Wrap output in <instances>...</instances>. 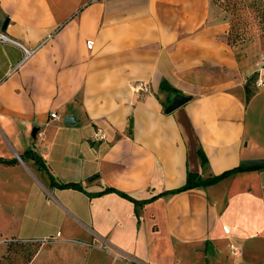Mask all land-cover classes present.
Returning <instances> with one entry per match:
<instances>
[{
	"label": "crops",
	"instance_id": "0c3cea01",
	"mask_svg": "<svg viewBox=\"0 0 264 264\" xmlns=\"http://www.w3.org/2000/svg\"><path fill=\"white\" fill-rule=\"evenodd\" d=\"M219 14L213 0H0V203L22 201L23 238L41 222V246L77 241L112 263L132 264L89 245L141 264H264V165L175 190L264 158V65ZM119 191L150 200L137 212Z\"/></svg>",
	"mask_w": 264,
	"mask_h": 264
},
{
	"label": "rangeland",
	"instance_id": "374dc122",
	"mask_svg": "<svg viewBox=\"0 0 264 264\" xmlns=\"http://www.w3.org/2000/svg\"><path fill=\"white\" fill-rule=\"evenodd\" d=\"M220 10L219 18L227 24L230 32V38L233 44L240 48L248 49L246 52L249 56H257L259 61L261 55H264V21L258 15V11L254 6H246L241 0H213ZM16 204L15 208L13 207ZM42 223L34 226V222L29 223L24 230V233L30 237L42 238L43 233L40 229ZM53 227H48L50 232L56 236V231L59 229L58 224L52 222ZM45 226V225H44ZM44 228V227H43ZM59 234V233H58ZM57 234V235H58ZM49 235V234H46ZM13 236L20 238L22 242L30 244V249L38 245V250L34 257L27 264H48L59 260L61 264H118L111 262L108 257L103 256L100 252L92 253L87 258L85 256V247L81 249L73 248V243L77 241L66 242L58 240L55 244H47L41 246L42 241L35 238L22 237V201H3L0 203V264H22V246L15 245L10 252L7 251V242ZM80 244V243H79ZM79 246V245H77ZM88 247V245H86ZM98 247L110 252L114 258L135 262L141 264L129 254L124 253L116 248L108 247L104 242H94L89 247ZM50 264H58L50 263Z\"/></svg>",
	"mask_w": 264,
	"mask_h": 264
},
{
	"label": "trees",
	"instance_id": "16d2710c",
	"mask_svg": "<svg viewBox=\"0 0 264 264\" xmlns=\"http://www.w3.org/2000/svg\"><path fill=\"white\" fill-rule=\"evenodd\" d=\"M243 2V4H245L246 6H254L255 9L258 11V15L260 16V18L264 21V0H241ZM227 38L229 40L230 43L233 44L232 39L230 38V32L228 29V33H227ZM247 85V83H246ZM30 153V152H29ZM26 155V153L24 154ZM32 156H34V158L42 165L43 161L40 157L34 155L33 153L31 154ZM244 169H249V168H245L242 167L241 165L239 166H235L233 168L227 169L219 174L213 175V176H209L207 178H200L197 175L192 174L191 172L188 173V177H187V181L182 185L179 186L178 188H176V191L179 190H184V189H188L191 187H195L198 185H205V184H210V183H214L216 181H218L219 179L223 178L226 175H229L231 173L234 172H238ZM58 185L62 186V187H69V188H76V189H82V186L77 183V182H56ZM112 188H108L106 191H112ZM119 193L125 197H128L129 199H131L132 201H134L135 205H136V209L138 212V207L144 205L148 200L150 199H145V200H137L132 198L131 196H129L127 193L125 192H120ZM154 196L151 198L153 199ZM21 245L22 246V250H23V261L22 264H27L30 263V261L32 260V258L34 257V255L37 252V248L38 245L35 248H31L30 249V244L26 243V242H22V240L20 238H16L15 236H13L11 239L8 240L7 242V251L10 252L12 249H14L15 245ZM132 264H136L135 262H132Z\"/></svg>",
	"mask_w": 264,
	"mask_h": 264
},
{
	"label": "water",
	"instance_id": "95a60500",
	"mask_svg": "<svg viewBox=\"0 0 264 264\" xmlns=\"http://www.w3.org/2000/svg\"><path fill=\"white\" fill-rule=\"evenodd\" d=\"M6 23H4L3 27L6 26ZM188 99V96H177L174 101L168 106L167 112L172 111L173 109L180 106L182 103H184ZM75 120L74 116H66L65 121L66 122H73ZM264 165V158H258V159H246L242 160L241 166L245 168H253Z\"/></svg>",
	"mask_w": 264,
	"mask_h": 264
},
{
	"label": "built area",
	"instance_id": "2783aa9c",
	"mask_svg": "<svg viewBox=\"0 0 264 264\" xmlns=\"http://www.w3.org/2000/svg\"><path fill=\"white\" fill-rule=\"evenodd\" d=\"M0 37H2V38H8V36H7L6 34H4V33H0ZM25 51H26V52H25V53H26V54H25V57L27 58V57H29V56H30L35 50H34V49H26ZM260 57H261V59H260L261 64L264 65V55H261ZM145 86H146V83H145L144 81H141V82L138 83V85H137L136 88H138V89H139V88H140V89H144ZM51 117H53V118H59L60 115H59L57 112L53 111V112H51ZM105 138H106V134H105V132H104L102 129L97 128V129L94 131V133L92 134V136L90 137V140L93 141V142H98V141H101V140H103V139H105ZM136 264H137V263H136Z\"/></svg>",
	"mask_w": 264,
	"mask_h": 264
}]
</instances>
